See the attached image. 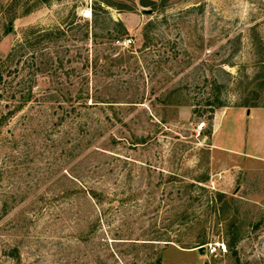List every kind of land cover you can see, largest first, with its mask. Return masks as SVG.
Returning a JSON list of instances; mask_svg holds the SVG:
<instances>
[{"label": "rangeland", "instance_id": "rangeland-1", "mask_svg": "<svg viewBox=\"0 0 264 264\" xmlns=\"http://www.w3.org/2000/svg\"><path fill=\"white\" fill-rule=\"evenodd\" d=\"M57 25L35 96L0 99V264H264V139L211 141L264 107V0H0V58Z\"/></svg>", "mask_w": 264, "mask_h": 264}, {"label": "trees", "instance_id": "trees-1", "mask_svg": "<svg viewBox=\"0 0 264 264\" xmlns=\"http://www.w3.org/2000/svg\"><path fill=\"white\" fill-rule=\"evenodd\" d=\"M95 5L92 6L93 21H96L95 18L100 9L108 13V9L97 5V3ZM71 16L72 18L69 19L70 24L75 22V15ZM115 24L121 26V30L118 31V34L121 35L115 37L119 44H123L126 39H130L131 44L133 39L124 37L127 31L122 23L115 22ZM67 31L65 26L57 25L49 27L32 26L22 32V36L12 45L6 56L0 58V99H5L8 102H18L19 108L35 96L37 77L45 63V61H42L43 53L40 45L45 41L52 42L63 37ZM50 58L48 57V60ZM39 92L51 98L55 91L41 89ZM13 112L14 110H11L6 115H1V118L7 119ZM229 247L232 252L237 254V249H234L233 244Z\"/></svg>", "mask_w": 264, "mask_h": 264}, {"label": "crops", "instance_id": "crops-1", "mask_svg": "<svg viewBox=\"0 0 264 264\" xmlns=\"http://www.w3.org/2000/svg\"><path fill=\"white\" fill-rule=\"evenodd\" d=\"M233 110L231 116L230 111ZM264 117V107L253 108H228L214 118L211 141L216 148L238 154H250L243 152L238 144L246 143L247 133H254L257 137L264 139V122H259ZM253 121V128H246V123ZM251 121V122H252ZM235 138L234 143L231 141ZM235 145V146H234ZM237 145V146H236ZM255 156V154H253ZM257 156V155H256Z\"/></svg>", "mask_w": 264, "mask_h": 264}, {"label": "built area", "instance_id": "built-area-1", "mask_svg": "<svg viewBox=\"0 0 264 264\" xmlns=\"http://www.w3.org/2000/svg\"><path fill=\"white\" fill-rule=\"evenodd\" d=\"M130 39H126L124 41V43H130ZM203 126H205V123L202 122L200 125H199V129H202ZM211 249H210V252L211 254H218L220 252H226L227 251V245L224 243V242H221V241H218V242H215L214 245H210ZM206 248H208V245H206Z\"/></svg>", "mask_w": 264, "mask_h": 264}, {"label": "water", "instance_id": "water-1", "mask_svg": "<svg viewBox=\"0 0 264 264\" xmlns=\"http://www.w3.org/2000/svg\"><path fill=\"white\" fill-rule=\"evenodd\" d=\"M197 249H198V251H199L200 253H204V252H205V249H206V245H201V246H199Z\"/></svg>", "mask_w": 264, "mask_h": 264}]
</instances>
